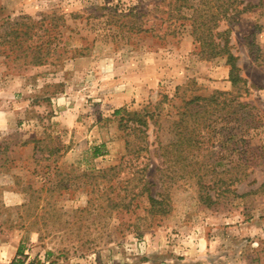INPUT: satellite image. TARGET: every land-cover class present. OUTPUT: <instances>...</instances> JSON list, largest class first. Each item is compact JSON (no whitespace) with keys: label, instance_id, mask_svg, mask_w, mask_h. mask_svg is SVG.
<instances>
[{"label":"rangeland","instance_id":"rangeland-1","mask_svg":"<svg viewBox=\"0 0 264 264\" xmlns=\"http://www.w3.org/2000/svg\"><path fill=\"white\" fill-rule=\"evenodd\" d=\"M243 1L220 26L245 79L233 84L227 56L201 57L188 31L159 38L163 0H0V264H264V0ZM136 19L159 36L133 31ZM27 26L51 37L42 64L9 49V32ZM179 86L232 91L254 107L243 196L207 206L195 179L169 181L159 147ZM144 108L160 114L135 163L149 164L141 177L153 194L168 185L161 218H143L142 198L113 206L139 181L120 119Z\"/></svg>","mask_w":264,"mask_h":264},{"label":"trees","instance_id":"trees-1","mask_svg":"<svg viewBox=\"0 0 264 264\" xmlns=\"http://www.w3.org/2000/svg\"><path fill=\"white\" fill-rule=\"evenodd\" d=\"M163 2L166 8L162 10L164 16L159 19L162 30L160 36L154 33V25L145 27L141 19H136L129 27L137 32L151 31L152 35L161 39L188 31L197 44L201 57L210 59L226 55L233 84L245 82L243 77L235 73L239 70L236 63L238 57L232 52L230 30H221L220 26L236 13L248 9V3L240 8L243 0H163ZM16 24L20 25L23 22L17 21ZM30 29L28 26L19 31L12 29L9 34L14 33L15 36L7 41L9 49L30 54L32 57L30 63L42 64L48 61L47 56L51 55L46 47L51 43V37L42 40L41 35L31 32ZM35 36L39 37L37 42L33 43L31 40ZM57 53L58 56L63 54L62 51ZM176 95L179 98L178 118L171 123L170 140L159 147V155L167 168L165 174L169 181L185 177L195 179L199 187V200L207 206L215 204L225 195L231 194L232 198L243 196V193L237 192L235 185L248 174L251 149L245 144L247 140L243 135L251 127H257L255 124L258 121L257 114L252 112L254 107L243 102L239 95L232 91L217 89L209 95H202L179 86ZM156 111L144 108L128 112L127 117L120 119V127L125 133L126 148L130 156L128 161L134 166L132 177L129 179L135 180L136 176H139V181L129 190L133 194L127 203L124 201L128 196L126 188V194L121 195L119 202L113 206L130 210L133 200L138 201L142 198L144 219L166 216L171 203L166 191L168 185L163 186L162 193L153 194L150 187L152 182L148 177H141V173L147 170L149 164L143 167L142 161L135 163L141 157H145L144 152L149 151L148 127L150 121L160 114ZM98 148H95L97 152ZM225 158H228L226 164L221 162ZM119 165L103 171L116 172L121 169ZM164 182L165 180L163 185ZM139 206L138 201L135 207Z\"/></svg>","mask_w":264,"mask_h":264}]
</instances>
